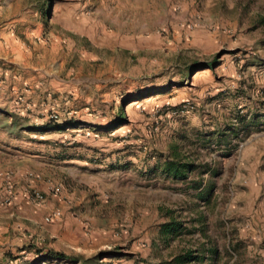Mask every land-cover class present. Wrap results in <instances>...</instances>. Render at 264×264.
Wrapping results in <instances>:
<instances>
[{
  "label": "rangeland",
  "instance_id": "1",
  "mask_svg": "<svg viewBox=\"0 0 264 264\" xmlns=\"http://www.w3.org/2000/svg\"><path fill=\"white\" fill-rule=\"evenodd\" d=\"M36 155L71 228L0 211V264H264V0H0V173Z\"/></svg>",
  "mask_w": 264,
  "mask_h": 264
},
{
  "label": "crops",
  "instance_id": "2",
  "mask_svg": "<svg viewBox=\"0 0 264 264\" xmlns=\"http://www.w3.org/2000/svg\"><path fill=\"white\" fill-rule=\"evenodd\" d=\"M33 157H35L34 160L22 159L21 162L11 168V173L13 174L12 180L15 184V198L10 204L2 206L0 211L5 212L7 218L12 219L14 217L26 220L25 228L30 231H33V223H40L43 216L46 217L52 215L54 212H59L61 216L54 218L51 223H55L54 227L61 228L63 226L70 229L71 219L68 209L77 201L75 195H67L62 188L57 193L50 192L51 178L45 175V170L40 167L42 165L40 159L42 158L38 155ZM32 170L34 172H41V178H27L25 174L30 171L32 172ZM28 189H34L44 195V204L40 207L33 206L27 199L26 191ZM78 200L84 202V204L89 202V199L83 195Z\"/></svg>",
  "mask_w": 264,
  "mask_h": 264
},
{
  "label": "trees",
  "instance_id": "3",
  "mask_svg": "<svg viewBox=\"0 0 264 264\" xmlns=\"http://www.w3.org/2000/svg\"><path fill=\"white\" fill-rule=\"evenodd\" d=\"M209 136H207L208 138ZM212 137V136H211ZM212 140V139H207ZM196 168L188 163H181L177 162L175 160H166L163 167V174L166 177H170L173 179L178 180H186L188 178V175L195 170ZM193 190L199 191L202 188V183H193L192 187ZM178 225L174 224V222L170 223V225H165L162 228V235H169L173 232L177 231ZM214 254V252H211V256ZM210 257V256H209ZM48 258L50 260H65L64 255L58 254V253H50L48 255ZM197 257L187 256V257H176L173 261L170 263H160V264H187L190 261L196 260ZM211 258V257H210Z\"/></svg>",
  "mask_w": 264,
  "mask_h": 264
},
{
  "label": "built area",
  "instance_id": "4",
  "mask_svg": "<svg viewBox=\"0 0 264 264\" xmlns=\"http://www.w3.org/2000/svg\"><path fill=\"white\" fill-rule=\"evenodd\" d=\"M50 119L54 122L58 121L57 115H52ZM34 175L32 173L28 174V178H33ZM36 178V176H35ZM0 185L2 191H0V204L8 205L10 204L15 198V187L12 180V177L8 173H0ZM60 187L52 186L50 188V192L57 193L59 192ZM27 199L36 204L41 205L45 202V197L41 193L35 191L34 189H28L26 191ZM60 216L59 212H54L52 215L45 217L44 221L46 223H51L54 218H58Z\"/></svg>",
  "mask_w": 264,
  "mask_h": 264
}]
</instances>
